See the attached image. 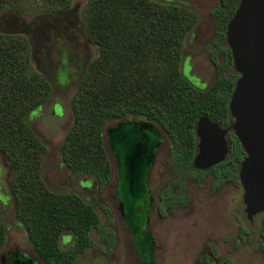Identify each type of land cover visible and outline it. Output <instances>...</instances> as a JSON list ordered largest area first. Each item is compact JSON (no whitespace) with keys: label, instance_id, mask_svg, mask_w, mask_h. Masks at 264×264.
Returning a JSON list of instances; mask_svg holds the SVG:
<instances>
[{"label":"trees","instance_id":"obj_1","mask_svg":"<svg viewBox=\"0 0 264 264\" xmlns=\"http://www.w3.org/2000/svg\"><path fill=\"white\" fill-rule=\"evenodd\" d=\"M241 0H221L212 11L217 34L209 57L215 78L207 89L198 88L181 70L185 39L199 15L191 8L153 0H89L84 20L98 57L90 64L72 99L74 125L61 146L64 162L76 174L94 177L102 186L113 175L104 127L131 117L153 120L172 142L170 164L174 178L162 190L159 210L186 208L191 198L186 182L212 175L216 187L242 186L239 171L246 158L234 132L228 134L226 160L209 170L193 168L198 139L196 126L208 116L224 128L234 124L230 102L240 74L227 44L228 25ZM72 0H0V12L17 9L24 15L62 11ZM222 57V59H221ZM32 47L23 35L0 33V151L14 169L11 191L15 214L25 227L34 250L45 264H78L80 257L98 246L106 255L115 246V234L103 226L94 205L76 193H55L42 176L46 146L26 121L51 94V85L31 71ZM257 247L264 254V213ZM244 235L247 233L244 231ZM72 234L73 243L62 247ZM242 238V232L240 233ZM70 237H67L68 239ZM7 227L0 219V249ZM217 250L200 258L214 264ZM223 264L229 260L222 259Z\"/></svg>","mask_w":264,"mask_h":264},{"label":"rangeland","instance_id":"obj_2","mask_svg":"<svg viewBox=\"0 0 264 264\" xmlns=\"http://www.w3.org/2000/svg\"><path fill=\"white\" fill-rule=\"evenodd\" d=\"M88 1L72 0L70 8L62 10V12L75 11L83 22L88 52L86 53L83 47L69 42L65 37L66 39L63 38L55 47L39 55L42 64L47 65L45 67L47 71H50L52 66L63 63L72 79H76V82L74 81L76 84L67 87L63 85L64 81L59 79L56 87L57 84L53 81L55 88L51 90L50 96L40 107L26 116V121L47 148L42 159V176L48 188L55 193L80 195L88 203L94 205L100 214L103 226L115 234V246L108 256L104 253L105 246L100 243V237L94 233L93 236L98 246L83 254L78 264H141L135 247L133 231L126 224L120 210L121 202L118 199L119 169L109 130L116 127L119 120L110 121L104 127L105 145L113 166L112 178L105 185L102 186L90 175L72 172L61 154V146L74 125L72 99L90 64L98 57V48L90 42L84 20ZM153 1L182 5L198 13V23L185 39L181 70L184 73L186 64L191 66L189 74L200 79V83L188 78V75L186 77L198 88L207 89L215 78V69L209 54L216 38L217 22L211 13L219 7L221 0ZM8 10L17 13L26 24L35 23L50 13L61 12H40L28 16L17 9ZM29 37L33 49L36 50V42L32 33ZM51 45H53L52 42H50ZM33 54L32 52L31 71L41 74L36 65L37 59L33 57ZM86 54L88 56L87 65L80 71V64L85 61ZM36 56L38 57L37 54ZM56 104L61 107L56 109ZM131 118L154 122L146 117ZM155 124L160 129L164 142L158 150L150 174L149 192L152 200L146 201L150 202V209L147 212L148 224L145 234H149L152 238L153 263L204 264L200 262V258L208 256L210 247H215L217 259L213 261L214 264H223L222 259L224 258L229 260V264H264V254L257 247L261 239L262 215H257L253 222L249 221L245 212L242 186L224 184L216 187V180L212 175H203L199 182L188 180L186 185L191 198L190 205L186 208L170 209L162 216L159 210L160 194L174 178L175 171L170 164L172 142L159 125ZM13 175L14 169L10 161L0 151V219L7 227V240L0 249V264L2 257L15 251L30 256L38 264H45L29 242L25 227L16 217L14 197L11 191ZM139 210L144 209L141 207ZM241 232L242 238L240 237ZM67 237L70 238L66 239ZM72 243L73 236L68 234L62 241V247L67 248Z\"/></svg>","mask_w":264,"mask_h":264},{"label":"water","instance_id":"obj_3","mask_svg":"<svg viewBox=\"0 0 264 264\" xmlns=\"http://www.w3.org/2000/svg\"><path fill=\"white\" fill-rule=\"evenodd\" d=\"M227 44L240 74L230 102L234 124L224 128L208 116L201 117L196 126L193 168L209 170L224 162L230 151L228 134L234 132L246 153L239 177L245 212L253 222L264 213V0H241L228 25ZM110 133L121 171L120 210L133 231L141 264H154L152 238L145 234L150 209L146 201L151 199L148 178L161 138L151 127V140L144 141L133 123L122 124ZM17 264L27 263L20 260Z\"/></svg>","mask_w":264,"mask_h":264},{"label":"flooded vegetation","instance_id":"obj_4","mask_svg":"<svg viewBox=\"0 0 264 264\" xmlns=\"http://www.w3.org/2000/svg\"><path fill=\"white\" fill-rule=\"evenodd\" d=\"M20 32H23L30 41L33 57L37 59V66L41 71V74L48 80V82L51 85V89L55 88L53 81L56 82V87L58 86L59 79H62L64 81L63 85L67 87H72L73 84H76V79L73 80L72 76L68 74L67 67L63 65V63L60 62L59 65L52 66L50 71H47V68H45L47 65L42 64L41 58L39 55L41 53H44L45 50L49 51L52 47H55L58 42H60L63 38L78 45L79 47H83L85 49L86 53L88 52L87 48V40L84 37V24L79 19L78 15L75 11H64V12H55L50 13L49 15H45L44 17L38 19L35 23L26 24L17 13H15L13 10H5L3 12H0V33L5 35H20ZM30 33H32L35 42H36V50L33 49V45L31 42V39L29 37ZM66 35V36H65ZM66 37V38H65ZM50 42L53 43V45L50 46ZM38 55V57L36 56ZM43 58V57H42ZM87 59L88 56L86 54L85 61L80 64V71L87 65ZM51 66V65H50ZM62 68H65L62 70ZM188 68V69H187ZM192 67L187 65L184 69V76L188 75V78H192L195 82L198 84L200 83V79L196 78L195 76H192L189 74V71ZM61 73V74H60ZM57 76L61 78H56ZM52 77V78H51ZM75 81V82H74ZM194 84V83H193ZM58 107H61V105L56 104V109ZM116 127L113 129L119 128L122 124H129L133 123L136 127L137 132L140 134L141 138L144 141L151 140V133L150 128L153 127L154 130L159 134L161 138V145L156 151V157L158 150L161 148L164 138L161 134L160 129L154 122L150 121H144V120H136L133 118H126L117 121ZM112 129L109 130V136ZM111 138V136H110ZM116 157V155H115ZM1 158H3L1 156ZM4 161V159H3ZM117 161V158H116ZM154 161V163H155ZM118 165V161H117ZM154 164L151 167V170L149 172V178H148V189H149V180H150V174L152 171ZM118 177H119V184L121 180V171L120 167L118 165ZM151 199H148V201L152 200V197L150 195ZM261 215V214H260ZM26 261L27 264H31L32 262L34 264H38L37 261L30 256L24 255L20 252H12L10 255L2 257L1 258V264H17V262Z\"/></svg>","mask_w":264,"mask_h":264}]
</instances>
